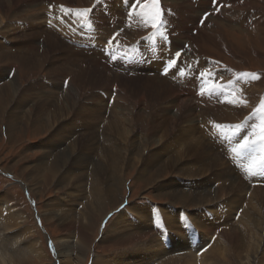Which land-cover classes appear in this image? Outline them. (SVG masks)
Instances as JSON below:
<instances>
[{
    "label": "bare ground",
    "instance_id": "bare-ground-1",
    "mask_svg": "<svg viewBox=\"0 0 264 264\" xmlns=\"http://www.w3.org/2000/svg\"><path fill=\"white\" fill-rule=\"evenodd\" d=\"M2 1L5 2L6 0ZM26 1L28 0H18V2L23 4ZM29 2L31 4L30 7H27L26 11L23 10V14L15 16L10 21L17 19L26 23L27 27L35 24L33 19L39 18L38 13V16L35 15V8L38 5L37 3L42 2V0H29ZM121 2L123 5L120 11L126 12L120 18L119 24H121L122 30L118 34L117 39H114V42L109 40L111 39L110 37H103V32L98 27H116L115 19L118 16V10L115 9L113 1L110 6L109 0H104L101 5L97 2L94 11L86 13V15L85 12L81 11L76 13V15L83 17L85 15L83 19L86 20L89 14V19L83 23L85 25L82 26V32L79 34V37L85 41L83 46H94L98 42L106 44V39H108V42H111V49L114 46H120L126 50L130 49V51L135 49V43H132L129 39L131 33L136 32L135 30L141 24V21L142 24L155 21L153 20L155 16L146 10L144 11V7H142V4V6L140 5L139 0H121ZM173 3L177 5L179 0ZM242 4L241 0H184L177 5L181 12L177 15L173 11L164 12V16H161L162 18L158 21V27L153 33L155 35H152V37L150 35L146 42L142 41L137 46L139 50H143L144 46V48L152 50V52L156 51L155 57L152 58L148 54L147 57L142 56L143 53L141 51L139 61H137V58H133L134 61H132V58L126 61L127 65L129 63L132 65V62L135 63V61L139 62V65L133 64L134 67H143L145 68L144 71L155 72L159 70L160 73H166L169 70L167 75L171 74V76H174V80L171 79L174 83L172 85L173 88L190 84L191 87L186 88L187 90L185 89L187 92L186 96L194 98L198 96L202 104L207 106L206 109L208 111L202 112L200 109H197L198 116L201 117L200 119L195 115V121L201 123L199 135L196 127H194L192 112L188 111L187 115L181 112V107L187 106L182 102L186 97L183 92L178 94L175 89L172 90L164 85V83L146 76L144 80L147 82L145 85L147 92L143 89L142 92L130 94L131 98L127 95L131 100L134 97H139L137 102L143 104L145 98L149 96L148 89L154 86L152 81L162 84L160 86L161 90L157 91V94H160L161 97L174 105L177 109L176 112L173 111L176 123L180 122L182 124L180 125L179 134L172 145H166L164 140H160L155 148H149L145 143H149L151 146L153 140L151 141V139L145 137V139L140 138L139 141L135 140L137 141L136 143L133 141L130 148H125V143L123 144L124 136L125 134L128 136V131L132 129V126L127 129L125 122H132L133 110L131 111V109L123 104L117 110L119 112L113 113L112 118L110 116L108 125L101 136V139H103L101 144L96 142L98 136L92 137L90 141L86 140V138L82 141H74L73 135L75 133L73 135L70 133L73 126L78 125L77 127H79V123H81L82 128L83 123H88L91 118L99 117L98 115L94 117L86 116V108L78 109V112L72 113L70 102H77V95L71 90V86L65 94H62L61 99L60 97L57 99L55 94L47 91H43L47 93L42 95L38 91L37 83L29 85L22 92H19V89L15 88L13 82L9 83L10 85H8V89L6 88L7 90L0 89V100L2 101V103L0 101V117L3 116L12 120H9L10 124L5 128L7 136H10L13 130H17L13 124V119H15L21 120L22 124H24L23 127H19V131L24 129L25 126H32L37 128L35 132H49L48 139L46 138L47 141L42 142V145L47 150L66 142L72 145L71 149L64 148L60 150V156L55 160L54 158H50L46 162H36L30 174V178L34 179V173H36L34 169H37V174L40 172L44 173L51 182H55L56 184L63 183L66 188L71 186V191L66 193L65 198L61 202H58L56 205L53 203L48 204L42 211L44 220H58V230L62 231L55 242L51 243L59 264L81 263L79 257L72 258V249L80 251L77 245V242L80 243L77 238L78 234L74 233L72 226L74 223H80V227L88 228L90 224L92 225V221L95 218L106 214L107 202L111 204L119 203L117 195L121 193L120 186L123 184L121 173L123 168L130 165L131 158L141 165L139 176H146V173H149L151 165L156 162L165 163L163 165L164 168L166 165H169L170 167L167 168L178 170V172H180L178 165L186 166L191 173L188 174V181L191 180L190 187L186 185L188 187L187 190H178L179 193H174L178 194L175 197L173 191L169 195L171 200L181 196L182 208L187 210L191 208L188 205H191L194 206L191 209L196 212L191 214L184 209L183 211H179L176 207L151 208L152 210H159L151 212L146 217L141 214V209L138 206H131L126 211L121 210L113 222L101 232V241L112 242L117 239H123L129 233H132L130 235H135L142 232L143 228H147V233L150 236L152 233L153 239L150 240V243L141 242L135 244L133 248L126 249V252H113L102 258L94 256L91 264H151V261H149L151 259L156 264H262L258 261V258H261L264 263V194L255 191L258 190V184L256 183L264 180L258 179L262 177L257 174L260 168L259 170L255 168L258 158L253 157L257 153L252 154V151L254 149L257 150V147L255 148L251 144L247 148L240 147L244 137L247 136L243 132L246 129L245 126L251 128L253 123L244 119V121L237 125L228 126L220 121L221 110H226L230 114L231 119L238 122L237 118L242 112V107L232 99L233 95L230 92V85L223 83L224 85L220 86L222 82L227 81V78L223 77L220 71H215L217 74H214L213 71L209 72V65L205 66L206 61H200L201 63L196 62L189 55L190 46L188 42L194 45L200 36L204 35L201 33L203 29L198 30L194 27L196 29L195 35L188 42L181 37L183 30L194 29L192 26L189 27V24L203 22L204 27L210 23L211 18L220 17V13H227L234 20H239L237 25L243 29L245 27L247 31L250 30L248 31L249 33L256 31L258 23L252 16L245 17L244 15L240 16L237 14V6H241ZM105 8H108L111 13L109 14ZM205 16H209V18L205 20ZM81 22L83 20H79L78 24ZM54 25L57 26L56 23ZM7 26L8 24L0 15V31ZM57 29L58 32L65 34L58 26ZM122 31H126V33L123 34ZM44 44V46H51L48 42H44ZM92 49L82 50L91 52ZM10 50L12 53L0 52V63L3 62L1 66L6 67L7 71L5 73L8 74L11 73L12 69L18 68L16 61L22 60V57L17 55L18 53H16L14 48H10ZM177 52L180 53L178 57L176 56ZM70 53L73 54V52ZM43 54L44 56L40 55L39 59H32L31 62L35 60L36 65H45L50 61L51 49L47 50L45 48ZM127 57H135V55ZM109 59L111 60V56ZM69 60L70 62H76L72 64L77 70H80L79 74L70 73L74 79L72 81L82 86L87 82H91V74H87L89 70L85 69L88 62L78 57ZM175 60L177 61L176 64L173 63ZM76 64L79 65L80 69ZM182 69L183 73L180 74ZM127 70L133 71L131 69ZM53 71L57 73L51 71L49 74L52 75L53 84L56 85L58 82L55 81V77L58 74H63L64 77V73L70 72L68 70L65 72L61 67L57 70L53 69ZM181 75L183 77H178ZM177 78L179 85L175 82ZM121 79L123 80L124 77H121ZM216 80H220L221 83H216ZM67 84L69 83L62 81L60 88L64 89V85L67 86ZM217 84L218 87H216ZM123 86H125V89L112 90V92L109 90V93L104 94L105 97H109V94L110 96H115L120 103L123 101L128 106L135 104L129 101L122 92H126V85ZM208 87H210L209 90H207ZM215 88H219L218 93ZM88 91L91 92L92 90ZM31 93L32 95L35 93L34 96H31ZM54 98L57 101L53 100ZM34 99H38V101H33ZM215 101L218 102L214 103ZM172 104L166 106V109L172 110ZM9 106L10 109L7 110ZM30 106L32 110L31 108L29 109ZM25 108H28V113ZM152 108L157 111L161 106L158 107L156 105L152 106ZM122 112H126V114L122 115ZM187 117L189 119L191 117V119L187 121ZM253 117L257 116L254 115ZM257 118L259 119L258 122H261V118L259 116ZM163 124H166V122L159 123L156 128L160 130ZM222 127H227L229 132ZM181 129L182 133L180 132ZM108 131L115 133L117 138L121 137L122 142L118 140V144H116L111 139L104 137ZM169 131L170 129L167 128L163 132L170 135ZM237 131L240 132L237 134ZM152 134L153 132L150 136ZM206 140L210 143H207ZM77 147H80L83 152H89L86 154L87 156L84 155L83 157L79 155ZM217 147L220 153L213 150V148L217 149ZM75 150L76 156L70 165L69 162ZM161 153L166 154L164 158H162ZM144 155L153 158L155 161L148 164L143 161ZM48 157L49 155L46 156V158ZM48 160L50 161L48 162ZM75 161L77 162L74 163ZM233 161H236V165L233 164ZM253 167L255 170H253ZM158 175V173L155 174V176ZM177 178L182 177L178 176ZM166 185L168 186L164 185V187L168 188L169 184L166 183ZM86 186L90 190V195L86 198L87 202L78 212L72 211L71 207H67L69 205L65 203L68 202V199H70V202L71 200L75 201L80 198L82 193L85 194L88 189L85 190L83 187ZM172 203L173 201L170 204ZM218 203H221L223 206L221 207V213H218L212 206ZM199 210L201 211L197 213ZM203 210L210 212L214 218L216 217L215 220H223V224L226 222L229 227L222 228L220 224L215 225V223H211V225L207 224V220L204 221L205 214ZM26 218L24 211L17 208L12 197L8 194L0 196V264H29L33 261L37 263L48 259V255L43 250L40 242L33 239L34 230L24 226ZM247 224L249 225L247 230L242 231L241 228ZM210 238L212 239L210 240Z\"/></svg>",
    "mask_w": 264,
    "mask_h": 264
},
{
    "label": "rangeland",
    "instance_id": "rangeland-1",
    "mask_svg": "<svg viewBox=\"0 0 264 264\" xmlns=\"http://www.w3.org/2000/svg\"><path fill=\"white\" fill-rule=\"evenodd\" d=\"M103 1L104 0H42V2L37 3L38 5L35 8V15L38 16V13L39 18L33 19L35 24L27 27L26 23L17 19L12 21L10 20L15 18L17 15L23 14V10L26 11L27 7H30L31 4L29 0L26 1V3L28 2L27 4L18 2V0H6L5 2L0 0V15L8 24L7 27L0 31V52L12 53L10 48H14L16 53H18L17 55L22 57V60L20 59L16 61L18 68L12 69L10 74L5 73L7 71L6 67L1 66L3 62L0 63V89L7 90L8 85H10L9 83L13 82L15 88L17 90L19 89V92H22L26 90L29 85L37 83L38 91H40L42 95L49 92L55 94L57 99H59V97L61 99L63 96L62 94H65L67 89L71 86V90H73L77 95V102H70V109L72 113L75 111L78 112V109L86 108V116L94 117L98 115L99 117L91 118L88 123H83L82 128L81 123H79V127H77L78 125L73 126L70 133L72 135L75 133V135H73L74 141H82L85 140V138L90 141L92 137L98 136L96 142L101 144L103 141L101 136L105 131L104 129L108 125L110 116L112 118L113 113H115L121 107V104H123L131 109V111L133 110V116L131 117L132 122H125L127 129L132 126V129L128 131V136L125 134L123 139L125 148H130L133 141L136 143L137 141L135 140L139 141L140 138L145 139V137H147V139H151V141L153 140L151 142V146L149 143H145V145L149 148H155L160 140H164L166 145H172L175 138L179 134L180 125L182 124L180 122L176 123L174 112H176L177 109L174 105L170 101L161 97L160 94H157V91L161 90L160 86L162 84L152 81L154 86L148 89L149 96L148 98H145L143 104L137 102L139 97H134L133 100H131L130 94L139 93L145 89L147 82L144 78L147 76L164 83V85L172 90L175 89L178 94L183 92L185 96L187 95L185 89H188L191 85L184 84L182 85L183 87L179 86V88H173L172 85L174 83L171 79H173L174 76H171V74L167 75L169 70L166 73H160L159 70L152 72L148 70L144 71L145 68L143 67H134L136 64L139 65V62L137 61L140 59L139 56L141 55L139 54H141V51L143 53L142 56L147 57L148 54L152 58L155 57L156 51L152 52V50L144 48V46L143 50H139L137 46H139V43L142 41L146 42L150 35L151 37L152 35H155L153 33L158 27V21L164 16V12L173 11L176 15L181 12L177 5L184 0H179L177 5L176 3H173L177 0H157L155 3L153 0H139L140 5L142 4L143 6H141L144 7V11L146 10L148 13H152L153 16H155L153 19L155 21L145 22L144 24H142L141 21V24L135 30L136 32L131 33L129 39L132 43H135V49L132 51H130V49H122L120 46H114L112 49L110 47V43L114 42V39H117L118 34L122 30L121 24H119L120 18L122 14L125 15L126 11H120V8L123 5L121 0H109V6L113 1L115 3V9L118 10V16H116L115 19L116 27L112 28V26H106L102 28L97 25L101 28L103 37H110L111 39L109 40H111V42H108V39H106V44L104 42H98L99 45L97 43L94 46H83L85 41L79 37V34L82 32V26L85 25L83 23L88 21L89 14L87 20L83 18H85L86 13L94 11V7L97 2L101 5ZM241 3H243L241 6H237V14L240 16L244 15L245 17L252 16L258 23L257 30L253 32L251 31L252 33H249L248 31L250 30L247 31L245 27L244 29L239 27L237 25L239 20H234V18L227 13H220V17L211 18V24L209 23L204 27V24H202L203 22L198 24H189V27H196L198 30L203 29L201 30V33L204 35H201L199 40L196 41L194 45H191L188 40L195 35L196 29L194 28L187 31L183 30L181 32V37L189 43V55L192 56V59L199 63L206 61L205 66L207 67L209 65V72L213 71L214 74H217L215 71H220L222 76L227 78V81L225 80V82L221 83L220 80H216V83H221L222 85L220 84V86H223L224 84L230 85V92L233 95L232 99L241 105L240 107H242V112L239 115L240 117L238 116L237 118L238 122L231 119L228 111L221 110L220 121L228 126L237 125L244 121V119L249 120L250 123L259 125L261 122H258L259 119L257 117L259 116V118H261L264 116V1L241 0ZM135 4L137 3L135 2ZM105 9L108 10V8ZM79 11L85 12L84 17L76 15ZM108 13L110 14L111 12L108 10ZM208 18L209 16H207L205 20ZM79 20H83V22L78 24ZM40 23L42 24L39 25ZM54 23H56L65 34L58 32L57 26H55ZM122 33L124 34L126 31H122ZM44 42H48L51 46H44ZM45 48H47V50L51 49L52 57L49 56L50 61L43 66L36 65L35 60H33L34 62H31L32 59H39L40 55L44 56L43 51ZM89 48H93L91 52L82 50ZM70 52H73V54ZM129 55H135V57L129 58L127 57ZM110 56L111 60L109 59ZM75 57L88 62L85 69L89 70L87 71V74H91L90 81L92 83L87 82L82 86L81 84L78 85L72 81L74 79L70 73H80V70H77L73 65L76 62H70L69 60ZM131 58L132 61H134L133 58H137V61H135L136 64L132 62V65H130V63L127 65L126 61ZM173 63L176 64L177 61L175 60ZM76 66L80 69L78 64H76ZM59 67H61L62 70L64 69L65 72L67 70L70 72L64 73V77L63 74H58L55 77V81L58 82L56 85L53 84L52 75H50L49 72L52 71L57 73L53 71V69L57 70ZM127 69H131L133 71H128ZM181 73H183V69L180 74ZM121 77H124V79L122 80ZM178 77L181 78L183 75ZM215 77L218 78L217 75H215ZM191 79L193 80V78ZM62 81L69 83L67 86L64 85V89L60 88ZM237 81L238 83L236 84ZM175 82L179 85L178 78L177 80L175 79ZM123 85H126V92H122L129 101H132L135 104L128 106L127 104H124L123 101L120 103L115 96H110L109 94V97H105L104 94L109 93V90L112 92V90H120L122 88L125 89V86ZM216 87H218V84ZM209 89L210 87L207 88V90ZM215 89L218 93L219 88ZM88 90L92 91L89 92ZM145 91L147 92L146 89ZM35 93H33V95L31 93V96H34ZM127 95L130 96V98ZM52 97H54V95H52ZM56 98L53 100H56ZM33 101H38V99H34ZM80 101L82 102L80 103ZM162 102L163 104H161ZM182 102H184L187 106H182L181 112H183L184 115H187L188 111L192 112L193 123L195 124L194 127H196V131L200 135L201 123L199 121H195V115L200 119L201 117L198 116L197 109H200L202 112L208 111L206 109L207 106L202 104L198 96H195V98L192 96H186ZM217 102L218 101H215L214 103ZM171 104L173 109L167 110L166 106ZM156 105H158V107L161 106V108L157 111L152 108V106ZM30 108L31 106L29 109ZM9 109L10 106L7 107V110ZM26 112H29L28 108L26 109ZM125 114L126 112H122V115ZM254 115L257 117H253ZM100 116H102L101 119ZM186 119L189 121L191 117L190 119L189 117ZM9 120V118L3 116L0 117V196L8 194L14 200L17 208L24 211L25 217H27L25 219L24 226L34 230L32 235L33 239L40 242L43 250L48 255V259L42 260L43 262L35 263L33 261L29 264H59V261L56 260L54 247L51 243L55 242L62 231L58 230V220H44L42 211L48 204L53 203L56 205L58 202H61V200L65 198L66 193L71 191V186L66 188L63 183L56 184L55 182H51L50 179H47L44 173L40 172L37 174V169H34L36 172L34 173L35 180L30 178V174L36 162H46V160L50 158H54L55 160L60 156V150L64 148L71 149L72 145H69V142H66L60 144V146H51L52 148L47 150L42 145V142L47 141L49 132H35V129L37 128L32 126H25L24 129L19 131V127H23L24 124H22L21 120L15 119H13V124L17 130H13V133L10 136H7L5 128L8 124H10ZM163 121H165L166 124H163L160 130L157 129L156 126ZM167 128L170 129V135L164 134L163 132ZM222 128H225L226 131L229 132L227 127ZM245 128L246 129L242 131L249 136V133L252 131V127L249 128V126H245ZM152 132L153 134L150 136ZM180 132L182 133V129ZM239 132L237 131V134ZM259 135H262V133L258 131L257 136ZM104 137L111 139L112 142L116 144H118V140L121 141V137L117 138V135L112 131H108ZM235 138L237 139V137ZM249 138L256 139V142L251 145H254L255 148L257 147V150L254 149L252 154L257 153V155H253V157L258 158L255 168L257 170L260 168L261 171L257 172L258 175L262 176L258 179L264 180V140L251 136H249ZM206 142L210 143L207 140ZM213 150L220 153L218 147L217 149L213 148ZM77 152H79V155H82L83 157L84 155L87 156L86 154L89 153L83 152L80 147H77ZM47 155H49L48 158H46ZM165 155L166 154L161 153L162 158H164ZM75 156L76 150L70 159V165L73 163ZM134 157H136V155H134ZM143 158V161L148 164L155 161L153 158H149V156L144 155ZM223 158L226 160L225 157ZM166 160L168 161V159ZM49 161L50 160H48V162ZM76 162L77 161L74 163ZM129 164V166L127 165L123 168L121 173L123 176V184L120 186L121 193L117 195L119 203L111 204L110 202H107L106 214L102 217L95 218V220L92 221V225L90 224L88 228L80 227V223L73 224V231L75 234H78L77 238L80 243L77 242V245L81 252L72 249V258L75 259L79 257V261L81 262L79 264H91L94 256L102 258L113 252H126V249H131L135 244L141 242L150 243L153 236L152 233L151 236L147 233V228H143L142 232L135 235H130L132 233H129L128 236L123 239H117L112 242L101 241V232L113 222L121 210L126 211L129 210L131 206H138L141 209V214L146 217L153 211L167 207H176L179 211H183L184 208H182L180 198V195L182 194L179 195V198L171 200L169 193L173 191V195L175 197V195L178 194L174 193H179L178 190L183 191L190 187L191 180L188 181V174L191 173L186 166L178 165L180 169V172H178V170H171L170 168H167L170 167L169 165H166L164 168L163 165H165V163L162 164V162H156L151 165L149 173H146V176H139L141 167L140 163L132 160L131 158ZM233 164L236 165V161H233ZM255 168L253 167V170H255ZM156 173L159 175L155 176ZM178 176L182 178L178 179ZM166 183L169 184L168 188L164 187V185L168 186ZM256 184H258V190L255 191H259V193L264 194V181ZM86 187H83L85 190L88 189L85 193L86 196L82 193L80 198L75 201L71 200L70 202V199H68V202L65 203L66 205H69L67 207H71L72 211L78 212L87 202L86 198L89 197L90 190ZM172 201L173 203L170 204ZM188 206L191 208L194 207L191 205ZM212 206L218 211V213L222 212L221 207L223 206L221 203L214 204ZM151 208L159 209L152 210ZM191 208L184 210L186 212L189 211L191 214L196 212ZM200 211L201 210L197 211V213ZM203 213L205 214L204 221L207 220V224L211 225V223H215V225L220 224L222 228L229 227L226 222L223 224V220H215L216 217L214 218L210 212L203 210ZM155 214H157V212H155ZM248 227L249 225L247 224L241 229L242 231L247 230ZM212 238H210V240ZM149 261H151V264H156V262L152 259ZM258 261L264 264L261 258H258Z\"/></svg>",
    "mask_w": 264,
    "mask_h": 264
},
{
    "label": "snow or ice",
    "instance_id": "snow-or-ice-1",
    "mask_svg": "<svg viewBox=\"0 0 264 264\" xmlns=\"http://www.w3.org/2000/svg\"><path fill=\"white\" fill-rule=\"evenodd\" d=\"M153 2H157V0H153ZM180 55L179 52L176 53V56L178 57ZM252 131L249 133V136L251 137H257L260 140H264V116L261 117V123L259 125L253 124ZM262 133V135L257 136V132ZM249 136H245L243 139V143L240 145L241 148H247L250 144H253L256 142V139H250Z\"/></svg>",
    "mask_w": 264,
    "mask_h": 264
}]
</instances>
